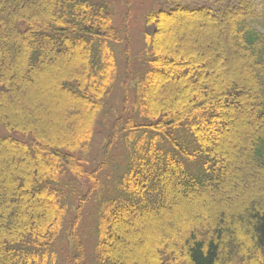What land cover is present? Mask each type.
<instances>
[{
  "label": "trees",
  "instance_id": "obj_1",
  "mask_svg": "<svg viewBox=\"0 0 264 264\" xmlns=\"http://www.w3.org/2000/svg\"><path fill=\"white\" fill-rule=\"evenodd\" d=\"M169 1L145 14L150 31L125 69L132 110L122 105L106 135L125 157L100 198L109 154L88 156L116 112L106 98L126 33L113 0H0V264H57L64 253L84 264L86 248L89 264H264V0ZM176 26L187 32L171 42ZM69 54L67 74L44 69ZM83 220L92 244L78 235Z\"/></svg>",
  "mask_w": 264,
  "mask_h": 264
},
{
  "label": "rangeland",
  "instance_id": "obj_2",
  "mask_svg": "<svg viewBox=\"0 0 264 264\" xmlns=\"http://www.w3.org/2000/svg\"><path fill=\"white\" fill-rule=\"evenodd\" d=\"M114 5H115V19H119L118 24L119 26H122V28H126L127 30V34L124 33L122 34V39H123V47L122 45H116L115 46V50L117 53L116 59L118 61V67H119V77L117 78V83L116 86H114L113 90L110 93V96L108 98L109 100V104H111V106H113L115 108V111L120 112L121 111V105H122V97L123 98H127L129 101H131L130 99H132L133 95V88L131 86V92H130V88L129 85H127L128 81L132 78V74L131 75H126V73L128 71H126L125 69L129 70V72L132 70V64L137 65V63L135 62V57L139 55L141 49H143V37H144V33L149 32L150 28L146 27L144 24V16L146 14L147 11L149 10H158V9H166L171 7L170 5V1L169 0H113ZM202 2V0H190V1H185V2H181L182 5H194V4H200ZM127 9L126 15H125V10ZM125 15V16H124ZM125 17V20H124ZM124 23H126V25L124 26ZM165 27V25H164ZM167 28H164V31ZM183 26H176L175 28H173L170 31V35L172 36L170 41L174 42V41H180L178 39H180V37H184L185 32L183 34ZM188 35L187 36H193V32H192V28L188 29ZM168 32V29L166 30ZM221 32L220 29L218 27H216V32ZM163 32H161L160 36L162 35ZM127 35V39H128V43L124 40L125 36ZM195 37L197 38V32L194 33ZM193 38V37H192ZM125 48L127 51V62H125L126 58L124 57L126 55L125 53ZM223 61L226 59H222ZM74 61V58L72 55H66L63 56L61 58H58L55 60V62L53 63V60H48L47 64L44 66V69L47 68V70L49 69L50 71L56 72L57 74L61 73V74H67V68H65L67 65H72ZM227 61V60H226ZM65 68V70H63ZM45 70V71H47ZM124 70L126 71L124 74ZM41 71V70H40ZM48 74V73H47ZM37 81L39 84H43L44 82L47 83V85H51L53 83V78L52 80L48 78V76L44 75L43 72H39V75L37 76ZM123 81L126 83L125 89L124 91L121 90L120 87V82ZM135 80L132 81V85L133 82ZM49 86V87H51ZM43 97H46L47 94V90H44L43 92H40ZM39 93V94H40ZM47 98V97H46ZM49 100V99H48ZM47 100V103L50 102ZM65 98H63V100H60L59 104L63 105ZM54 103V102H53ZM64 106V105H63ZM63 106L59 107V105L57 106L59 109H61ZM54 109V108H53ZM52 110V109H51ZM132 110L131 108L127 110V113H130ZM129 123H127L124 127L123 130H121L119 132L120 135V141L123 143H126L128 141V132H126V129L128 128ZM242 127L240 126V124H237V122L235 121L234 124L229 128L228 131H226V134L229 135L230 137H232L230 139V146H231V151H233V153L235 152H239L240 150V143L239 141H241L242 136L240 135L239 130L242 131ZM106 128H102L98 129V133L97 135H95V137L93 138V143L91 146V151L89 153V158L92 161L95 162H101V157L104 153H108L109 154V158H108V162H111V165H115L117 163V161L115 160V156L118 160L123 161L125 154L124 151L121 147L116 146L114 148H103L102 146V142L105 141L104 138H106V136L104 135V133H106ZM228 132V133H227ZM107 141V139H106ZM109 149V150H108ZM114 153L116 154L114 156ZM14 161V160H12ZM3 163L5 164V166H8L9 164V159L8 160H3ZM113 169V168H112ZM103 176H108V178L111 176V174L113 173V170L109 171L107 174H104L107 172V170L102 171ZM105 190V188L103 190H101V192L98 191L97 196L101 197L103 194L102 192ZM103 193H107L106 191H104ZM95 196V195H94ZM94 198V197H93ZM213 201L215 200V198H210V200H205L202 201L200 203L196 204V209L199 207H202V205L207 204V202L209 201ZM173 204L175 207L178 206L180 200L177 198H173L172 199ZM91 202V201H90ZM91 204V203H90ZM174 207V208H175ZM90 228H87L89 227ZM92 222L87 221L85 223V220L82 221L79 231H78V235H81V238L84 242L89 244L93 243L94 240V236L92 234ZM128 226L130 227V230L133 231L135 234L140 233L141 229L140 226H136V224L129 222ZM137 237V235H136ZM120 238V237H119ZM121 242L128 247L129 245V239L128 237L125 235H123V237L121 236ZM131 247V246H130ZM67 251V250H66ZM71 252V250H69L68 254ZM62 253V251L59 253V255ZM86 261L84 258L83 263H91L89 261V258L91 257L92 254V249L90 248H86ZM66 254L64 253V255L62 254L61 257L58 259L57 264H66Z\"/></svg>",
  "mask_w": 264,
  "mask_h": 264
}]
</instances>
